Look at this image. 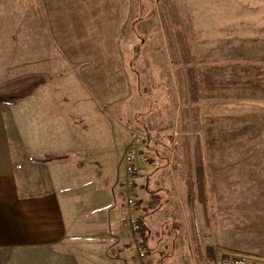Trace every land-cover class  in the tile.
Segmentation results:
<instances>
[{"label":"rangeland","instance_id":"obj_1","mask_svg":"<svg viewBox=\"0 0 264 264\" xmlns=\"http://www.w3.org/2000/svg\"><path fill=\"white\" fill-rule=\"evenodd\" d=\"M129 2L131 16L119 48L131 96L108 105L107 113L115 118L109 125L135 139V215L141 212L136 189L144 179L136 182V176L145 177L150 168L154 175L162 166L154 178L167 181L175 196L194 197L192 207L173 209L185 212L178 215L181 246L174 254L182 261L175 264H200L208 257L206 246L212 256L223 251L264 256V0ZM27 4V33L37 23L39 33L50 35L45 0ZM44 50V66L38 68L43 73L6 84L0 102L24 97L31 85L43 83L52 86L54 98H96L84 87V61L67 60L56 43H44ZM199 162L205 204L196 197ZM190 223L196 225L201 254L184 238ZM134 242L142 247L140 236ZM167 247H142L147 257L141 261L131 246L125 264L173 263L164 253ZM108 252L115 255V247Z\"/></svg>","mask_w":264,"mask_h":264},{"label":"crops","instance_id":"obj_2","mask_svg":"<svg viewBox=\"0 0 264 264\" xmlns=\"http://www.w3.org/2000/svg\"><path fill=\"white\" fill-rule=\"evenodd\" d=\"M27 5L0 0V90L16 78L42 74L44 43H56L67 60L84 61V87L96 98H54L52 86L43 83L0 102V264H125V252L136 244L123 225L119 181L126 175L127 149L135 163V139L109 125L115 118L107 109L131 96L119 48L131 3L45 0L48 36L37 23L27 33ZM44 157L49 160L38 161ZM152 171L136 176V182L144 178L136 189L144 241L171 246L164 253L173 263L160 264H175L182 261L178 215L185 212L173 209L192 207L194 197L171 194L168 182ZM186 234L201 254L195 223ZM113 247L115 255H109Z\"/></svg>","mask_w":264,"mask_h":264},{"label":"built area","instance_id":"obj_3","mask_svg":"<svg viewBox=\"0 0 264 264\" xmlns=\"http://www.w3.org/2000/svg\"><path fill=\"white\" fill-rule=\"evenodd\" d=\"M125 171L126 176L120 181L121 206L123 209V225L135 237H139L142 232V225L135 215L134 207L136 198L134 195V172L135 163L133 153H126ZM136 254L141 261L146 259L147 251L137 245ZM200 264H264V256H257L251 253L237 251H223L219 255L211 258L204 257Z\"/></svg>","mask_w":264,"mask_h":264},{"label":"trees","instance_id":"obj_4","mask_svg":"<svg viewBox=\"0 0 264 264\" xmlns=\"http://www.w3.org/2000/svg\"><path fill=\"white\" fill-rule=\"evenodd\" d=\"M176 25H177V23H176ZM182 49H183V47H182ZM182 53L184 54L183 56H185V60L188 61L189 59L186 56L187 53H186L185 49H183ZM31 86H33V85H31ZM47 160H49V157H44V158L38 159V161H42V162H45ZM195 187H196V197H197L198 201L203 203V204H205V202H206V197H205L206 192H205V185H204V170H203V165L200 162L195 167ZM139 221L141 222V225H142V232L140 234V239H141L140 240V244H141L142 247H146L145 241H144V234L146 233L145 232L146 226H145L143 220L140 217H139ZM205 252H206V254L208 255L209 258L212 257V250H211L210 246H206Z\"/></svg>","mask_w":264,"mask_h":264}]
</instances>
